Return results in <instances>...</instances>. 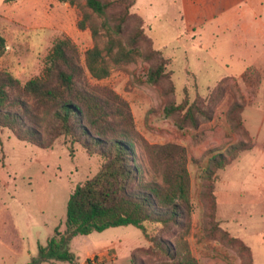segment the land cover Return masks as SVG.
Wrapping results in <instances>:
<instances>
[{
    "label": "rangeland",
    "instance_id": "1",
    "mask_svg": "<svg viewBox=\"0 0 264 264\" xmlns=\"http://www.w3.org/2000/svg\"><path fill=\"white\" fill-rule=\"evenodd\" d=\"M127 4L114 3L110 19ZM129 11L115 37L128 39L137 12L146 31L138 43L140 55L110 64L106 78L84 79L111 87L128 102L146 178L160 177L146 145L175 142L186 150L191 216L156 235L187 242L198 264H264V0H136ZM83 12L59 0H0V34L6 41L0 72L21 83L40 74L47 53L64 34L76 44L83 64L84 51L107 39L103 31L91 35L89 24H99L98 17L84 29L77 26ZM150 41L168 60L167 77L158 84L146 79L155 63L145 57ZM184 102L203 110L196 115L197 127L179 125L183 111L164 112ZM239 142L248 149L229 153L228 164H212L206 173L211 155ZM100 164L99 155L79 143L70 147L64 136L41 148L1 128L0 264H25L38 257L56 226L64 233L70 192ZM68 246L78 257L75 263L41 259L39 264H81L91 252L102 254L97 264H132L131 252L137 264H172L133 225L76 234Z\"/></svg>",
    "mask_w": 264,
    "mask_h": 264
},
{
    "label": "trees",
    "instance_id": "2",
    "mask_svg": "<svg viewBox=\"0 0 264 264\" xmlns=\"http://www.w3.org/2000/svg\"><path fill=\"white\" fill-rule=\"evenodd\" d=\"M59 1L79 6L82 12L87 9L77 23L80 29L86 27L92 16L100 18V23L89 24V29L93 38L103 31L107 39L102 45L95 43L87 48L82 64L76 44L64 34L47 53L41 73L24 83L9 72H0V129L5 127L19 140L41 148L52 146L56 139L64 136L70 147L79 143L87 153L99 155L101 164L93 176L70 192L66 202L65 232H60L56 226L46 244L39 246L38 257L25 264H39L41 259L75 263L78 257L68 246L70 236L122 225L137 227L146 240L171 257L172 264H198L187 242L181 238L171 242L155 233L191 216L185 148L175 142L146 145L154 164L156 160L160 167L159 179L157 176L146 178L144 165L137 158L139 139L132 130L128 102L111 87L91 84L84 79L86 76L96 80L106 78L110 74V64L131 62L140 55L138 43L144 39L146 31L143 18L133 11L136 0H84L83 4L79 0ZM125 1L128 4L124 11L110 19L108 11L112 5ZM130 8L135 26L123 42L115 36L122 32L131 14ZM149 45L145 57L155 59V63L148 68L146 79L158 84L167 77L168 60L151 41ZM5 49L6 41L0 34V57ZM245 75L244 72L242 76ZM178 111H183L181 126L190 122L197 127L196 115L203 113L196 102L164 108L167 115ZM245 149H248L247 144L239 142L224 153L211 155L206 173L212 172V164L217 168L228 164L229 153L235 155ZM130 257L132 264H137L132 252Z\"/></svg>",
    "mask_w": 264,
    "mask_h": 264
},
{
    "label": "built area",
    "instance_id": "3",
    "mask_svg": "<svg viewBox=\"0 0 264 264\" xmlns=\"http://www.w3.org/2000/svg\"><path fill=\"white\" fill-rule=\"evenodd\" d=\"M102 259V254H92L85 260L84 264H97Z\"/></svg>",
    "mask_w": 264,
    "mask_h": 264
},
{
    "label": "crops",
    "instance_id": "4",
    "mask_svg": "<svg viewBox=\"0 0 264 264\" xmlns=\"http://www.w3.org/2000/svg\"><path fill=\"white\" fill-rule=\"evenodd\" d=\"M137 13V12H136ZM104 251H107V252H109V254H110V251L109 250H104ZM131 252V251H130ZM95 253H97V252H91V253H87V254H85V258H87V257H89L90 255H92V254H95ZM110 256L112 257V259H113V255H111L110 254ZM85 262V261H84ZM84 262H82L81 264H84Z\"/></svg>",
    "mask_w": 264,
    "mask_h": 264
}]
</instances>
